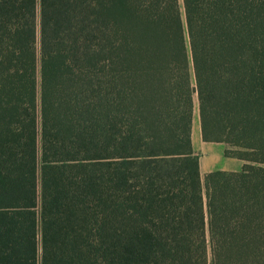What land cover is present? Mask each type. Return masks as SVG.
I'll use <instances>...</instances> for the list:
<instances>
[{
    "label": "trees",
    "instance_id": "16d2710c",
    "mask_svg": "<svg viewBox=\"0 0 264 264\" xmlns=\"http://www.w3.org/2000/svg\"><path fill=\"white\" fill-rule=\"evenodd\" d=\"M258 255L264 0H0V264Z\"/></svg>",
    "mask_w": 264,
    "mask_h": 264
},
{
    "label": "crops",
    "instance_id": "0c3cea01",
    "mask_svg": "<svg viewBox=\"0 0 264 264\" xmlns=\"http://www.w3.org/2000/svg\"><path fill=\"white\" fill-rule=\"evenodd\" d=\"M192 145L195 153L199 156V170L203 178L212 172H224L230 174L241 173L244 161L228 158L225 156L227 147L222 143H206L202 140L200 127L193 117Z\"/></svg>",
    "mask_w": 264,
    "mask_h": 264
},
{
    "label": "rangeland",
    "instance_id": "374dc122",
    "mask_svg": "<svg viewBox=\"0 0 264 264\" xmlns=\"http://www.w3.org/2000/svg\"><path fill=\"white\" fill-rule=\"evenodd\" d=\"M178 1L181 6V11L183 12V0H178ZM194 118L197 121L198 126L200 127L198 101H197L196 96H194ZM194 146L195 144L193 145V148ZM221 264H264V256L263 255L245 256V257L233 259L232 261H229L227 263H221Z\"/></svg>",
    "mask_w": 264,
    "mask_h": 264
}]
</instances>
